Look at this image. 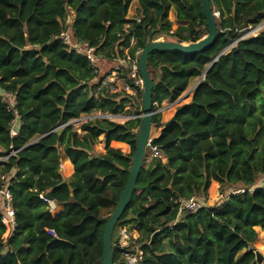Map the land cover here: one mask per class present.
Instances as JSON below:
<instances>
[{
	"label": "trees",
	"instance_id": "trees-1",
	"mask_svg": "<svg viewBox=\"0 0 264 264\" xmlns=\"http://www.w3.org/2000/svg\"><path fill=\"white\" fill-rule=\"evenodd\" d=\"M209 5L216 31L207 46L156 49L147 56L152 109L178 100L204 73L153 136L160 155L141 165L113 228V264H126L133 247L142 251L141 264H256L255 227L264 230V186L257 185L264 175V26L243 34L264 23V0ZM170 10L179 22L175 28ZM69 13L72 34L93 46L102 63L160 36L187 44L208 32L201 0H0V90L14 100L9 106L0 95V188L9 190L14 213L5 234L0 212V264H100L103 229L128 179L141 91H109L101 84L105 73H94L84 54L67 50L60 33ZM118 79L129 81L126 72ZM107 114L130 117L117 122ZM159 118L153 113L152 123ZM99 137L103 151L94 149ZM207 137L215 146L209 176L230 192L217 204L178 212L182 190L161 155L175 149L188 160ZM112 141L127 144L129 152ZM62 157L73 167L66 179ZM46 192L61 211L52 214L39 197ZM119 227L126 228V246L118 244Z\"/></svg>",
	"mask_w": 264,
	"mask_h": 264
},
{
	"label": "rangeland",
	"instance_id": "rangeland-1",
	"mask_svg": "<svg viewBox=\"0 0 264 264\" xmlns=\"http://www.w3.org/2000/svg\"><path fill=\"white\" fill-rule=\"evenodd\" d=\"M136 3H131L129 10H128V16L131 17L134 14ZM71 13L68 14L66 21H70ZM169 18L172 20V28H175L179 22L175 20L172 14V10L169 12ZM264 26V23L261 22L258 25V28L250 29L246 31L243 35H251L255 34L257 30L262 29ZM170 38L160 36L155 40H169ZM154 41V40H153ZM114 59V58H113ZM113 59H107L104 61V63L101 62L100 71L101 73H107L108 69L112 66ZM202 77V76H201ZM200 77V78H201ZM196 79H199L197 77ZM195 81V80H194ZM197 82V81H196ZM194 82L191 81L190 85L187 87L186 92L189 90L191 85ZM191 89V88H190ZM189 93V91H188ZM188 93H182L179 99L176 101L178 102H184L188 99ZM0 95L2 99L10 106L12 104V97L4 93L0 90ZM137 101L141 103L140 112L142 110V90H141V97L137 98ZM175 103V104H176ZM167 101H163L159 108L160 118H159V124L152 123L151 129H150V137H153L154 134L156 135L160 129V126L165 123L171 116L174 110V106H167ZM139 108V106H138ZM131 109V108H130ZM100 113H94V114H85L82 115L79 119L73 120L72 124L74 127H78L79 124L82 121L87 120L88 118H91L93 116H99ZM126 114H119V115H110L107 114V117L117 121L122 122L125 119H127ZM78 129V128H77ZM139 132V127L136 131V135ZM111 146L117 147L121 149L123 152H129V147L125 143H110ZM94 149L96 151H103V143H102V137H99L96 141ZM214 153H215V146L212 143V140L210 137H207L205 139L200 140L192 153V157L188 160H181L178 155L177 151L175 149H172L168 155L163 156L161 155V158L163 162L174 171V181L175 184L178 185L182 190V197L180 199V205H185L190 198H195L203 205H212L217 204L223 197L224 194L230 192L229 189H223L220 190L218 187L217 182L211 179L209 176V170L211 163L214 159ZM153 154L152 149L150 146L145 147L143 159H142V165H146L147 161L149 160L150 156ZM65 164V158H61L60 160V168L62 167L61 172L63 175H67V170H63V165ZM205 182H208L207 185V191L204 193L203 191V185ZM236 188L232 189L235 190ZM231 190V191H232ZM51 212H54V209L50 210ZM257 236L254 242L252 243V246L256 252H259L262 255V259L258 264H263L264 262V230H261L259 228H256ZM6 234V233H5ZM134 235H136V232H134Z\"/></svg>",
	"mask_w": 264,
	"mask_h": 264
},
{
	"label": "built area",
	"instance_id": "built-area-1",
	"mask_svg": "<svg viewBox=\"0 0 264 264\" xmlns=\"http://www.w3.org/2000/svg\"><path fill=\"white\" fill-rule=\"evenodd\" d=\"M215 15H218L217 11H214ZM70 22L68 21L66 23L67 28L60 33V37L63 41V43L66 44L67 50H74L76 53L84 54L90 64V66L93 68L94 73L100 72V66L101 62L103 61V58L100 54L95 52V48L93 46H90L86 41H80L78 40L71 32L69 27ZM124 27H127V24H125ZM141 49L137 48L133 54L129 52V50L126 48L124 49V55L118 58L113 59L112 66L108 69L107 73H105L102 77L101 84L107 87L109 91H116L118 88L121 90L131 94L136 95L139 91L142 90V79L138 72V58L141 53ZM126 72L129 81L118 79V75L123 74ZM201 76H199L200 78ZM10 95V94H9ZM11 96V95H10ZM12 97V96H11ZM177 101V100H176ZM176 101H167V106H174ZM14 104V100L12 97V106ZM160 105H157L155 103V108L152 109L153 113H159ZM137 116H142V113L137 114ZM127 117H130L129 115ZM133 117V116H131ZM16 129L14 127V123L11 124L10 133L15 134ZM152 149L153 155H160L159 151L154 147L149 145ZM13 153V151L11 152ZM4 158V157H1ZM1 178H4L3 175H1ZM264 186V182L262 184ZM233 192H242V188H236L235 190H232ZM10 192L7 189L6 186H3L0 188V198H1V222L6 227V234L12 229L14 225L13 220V210L10 205ZM40 198L45 200L48 203L49 210L53 209L55 206V203L53 200L47 199L43 194L39 195ZM203 204H201L198 200L195 198H190L188 202L185 205H180L178 212L181 211L182 208H186L188 210H195L199 207H201ZM52 233V231H49ZM118 244L121 246H126L128 244V238L126 234V228L125 227H119L118 228ZM141 257H142V251L138 248H134L133 250L125 253V262L126 264H141Z\"/></svg>",
	"mask_w": 264,
	"mask_h": 264
},
{
	"label": "water",
	"instance_id": "water-1",
	"mask_svg": "<svg viewBox=\"0 0 264 264\" xmlns=\"http://www.w3.org/2000/svg\"><path fill=\"white\" fill-rule=\"evenodd\" d=\"M202 8L204 11V15L206 18L208 32L201 39L195 42H189L187 44H182L176 41H168V40H154L147 43L142 49L139 58H138V72L142 79V116L139 124V132L136 135V144L135 151L131 159V165L129 168L128 179L124 186V189L121 192L119 200L106 220L103 235H102V256L100 264H113L111 260V234L113 228L122 214L125 206L127 205L133 189L136 187V179L142 165V159L145 151V147L152 144L153 137H150V128L152 125L151 115H152V107H151V88L152 82L148 75L146 68V61L148 54L156 49H177L183 52H194L200 50L207 46L214 38L216 26L213 18V14L210 9L209 0H201ZM204 73V72H203ZM203 73L200 76H203ZM198 81V80H197ZM196 83V82H195ZM192 85V87L195 85ZM191 87V88H192ZM172 119V116L165 122V125L169 123ZM44 196L52 200V196L50 192H46ZM255 262L258 264L262 255L259 252H256ZM117 264V263H115Z\"/></svg>",
	"mask_w": 264,
	"mask_h": 264
},
{
	"label": "crops",
	"instance_id": "crops-1",
	"mask_svg": "<svg viewBox=\"0 0 264 264\" xmlns=\"http://www.w3.org/2000/svg\"><path fill=\"white\" fill-rule=\"evenodd\" d=\"M133 3H136V1H133ZM136 6H137V3H136ZM136 6H134V7H136ZM135 12V11H134ZM172 14H173V10H172ZM173 17H174V15H173ZM195 80V81H194ZM198 79H196V78H194V79H192V81L195 83L196 81H197ZM193 83V84H194ZM192 84V85H193ZM190 85V84H189ZM192 85H191V87H192ZM190 87V88H191ZM189 88V90L188 91H190L191 89ZM188 91L186 92V90H185V93H188ZM184 93V92H183ZM14 127H15V129H16V127L18 126V120H15L14 122ZM151 129V128H150ZM154 136H155V134H154ZM112 143H122V142H118V141H112ZM2 156H0V158H1ZM63 158H65V164L63 165V170H67V175H63V178L64 179H66V178H68V176L72 173V171H73V167H72V164H71V162L69 161V159L67 158V157H63ZM60 169H62V167L60 168ZM61 171V170H60ZM262 182H264V175H261L260 177H259V179H258V181H257V185H261L262 184ZM0 207H1V198H0ZM54 212H52V214H54V213H57V212H59V211H61L62 209H63V206L61 205V204H55V206H54ZM255 228H259V227H255ZM260 229V228H259ZM262 230V229H261Z\"/></svg>",
	"mask_w": 264,
	"mask_h": 264
}]
</instances>
